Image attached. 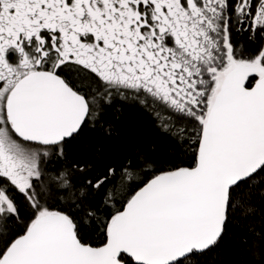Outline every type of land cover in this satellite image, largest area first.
<instances>
[{
    "label": "snow or ice",
    "instance_id": "6c2138e0",
    "mask_svg": "<svg viewBox=\"0 0 264 264\" xmlns=\"http://www.w3.org/2000/svg\"><path fill=\"white\" fill-rule=\"evenodd\" d=\"M117 97L178 163L67 161ZM261 205L264 0H0V264H200Z\"/></svg>",
    "mask_w": 264,
    "mask_h": 264
},
{
    "label": "trees",
    "instance_id": "16d2710c",
    "mask_svg": "<svg viewBox=\"0 0 264 264\" xmlns=\"http://www.w3.org/2000/svg\"><path fill=\"white\" fill-rule=\"evenodd\" d=\"M115 134L106 136L99 127H88L67 147V161L84 162L91 158L97 148L101 157L98 170L120 160L134 147L153 151L161 161L179 162L170 146L169 138L157 127L152 115L132 100L117 97L108 112ZM188 159V157H184ZM259 199V197H257ZM264 232V205L256 215L233 220L223 239L211 252L200 258V264H264V257L254 258L248 251L255 233ZM99 230L89 231L85 239L97 242Z\"/></svg>",
    "mask_w": 264,
    "mask_h": 264
}]
</instances>
